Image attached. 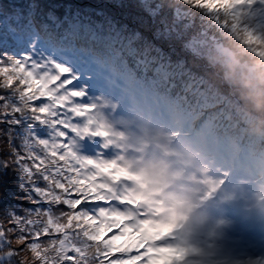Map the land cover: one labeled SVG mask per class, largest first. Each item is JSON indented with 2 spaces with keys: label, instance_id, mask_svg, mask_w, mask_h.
Instances as JSON below:
<instances>
[{
  "label": "snow or ice",
  "instance_id": "6c2138e0",
  "mask_svg": "<svg viewBox=\"0 0 264 264\" xmlns=\"http://www.w3.org/2000/svg\"><path fill=\"white\" fill-rule=\"evenodd\" d=\"M184 6L216 11L209 0H130L99 13L0 0V264H29L27 253L31 264H158L169 251L110 159L98 101L117 68L120 79L146 72L200 89Z\"/></svg>",
  "mask_w": 264,
  "mask_h": 264
},
{
  "label": "trees",
  "instance_id": "16d2710c",
  "mask_svg": "<svg viewBox=\"0 0 264 264\" xmlns=\"http://www.w3.org/2000/svg\"><path fill=\"white\" fill-rule=\"evenodd\" d=\"M58 2L94 6L99 13L102 9L118 12V6L130 0ZM209 2L216 11L184 6L188 7L198 41L197 51L190 57L189 65L201 83L199 90H180L171 82L153 81L146 72H130L126 79H120L117 68V78L101 99H113L115 83L120 79L124 89L117 96L135 99L153 109L162 107L166 115L158 114L157 119L167 125L168 133L173 131V125L177 130L194 132L196 145L200 149H209L213 156L220 155L222 160L224 157V164L233 163L238 158L246 161L248 167L245 172L260 179L256 190L259 197L264 198V0ZM228 52L236 62L228 58L231 56ZM103 110L111 116L110 105L103 104L100 111ZM100 117L109 132L119 130L114 121L103 115ZM4 223L5 228L13 227L7 221ZM148 230L151 232L149 227ZM158 238L159 234L154 240ZM205 255V250L196 247L189 248V252L178 247L162 254L164 258L158 264H235L232 260L220 261ZM26 257L31 264V253Z\"/></svg>",
  "mask_w": 264,
  "mask_h": 264
},
{
  "label": "rangeland",
  "instance_id": "374dc122",
  "mask_svg": "<svg viewBox=\"0 0 264 264\" xmlns=\"http://www.w3.org/2000/svg\"><path fill=\"white\" fill-rule=\"evenodd\" d=\"M228 53H230V52H228ZM228 58L230 60H232V61H235V59L233 58L232 54ZM185 165H190V164L189 163H187V164L185 163ZM144 170H146V168H143L142 171H144ZM194 171L195 170H192V172L189 175H191L190 178L192 180H194V183H197L198 184L200 190L204 189L205 186H207L208 184L213 183L216 180L215 176L214 177H211L207 173L204 174V176H202V177H196L194 175ZM216 186L217 185H215L214 189L216 188ZM227 191H228V188L225 190V193ZM218 192H223V186H220L219 188H217V190L215 191L214 197L211 200H209V201H211V203L213 205L214 204L218 205L221 202V200H222V199L220 200L221 196H218V197L216 196V194ZM221 205H223V203ZM228 206H230V205H228ZM221 208H222V206L221 207H217L216 209H208V208H206V209L202 210L201 211V216H200L201 217V220L203 222L207 223L208 222V216L209 215L210 216H213L216 212H220V210H222ZM226 208H228V207H226ZM249 208L250 207H248L246 209H243V212L241 214L238 213L239 216H238L237 220L239 222H242L243 221V222L247 223L250 218L253 219V221H252L253 225L246 231V234L248 235V240L251 241V242H254L253 236H254L255 233L258 232L259 225L257 223H255V220L253 218V215H254L253 212H254V210H250ZM235 214H236L235 211L234 212L233 211H229L228 216H225L223 219L225 221L231 222V224H233L234 220L232 219V217ZM212 226H214V223L213 222H212ZM230 226H232V228H233L232 230H227V228H223L221 230L222 233L223 234H227V235L232 236V237L240 238V239H243L244 238L243 237V234H242L243 228H241L240 226H237V225H230ZM221 227H224V225H222ZM196 246L199 247V244L196 243ZM209 252H212V251H209Z\"/></svg>",
  "mask_w": 264,
  "mask_h": 264
}]
</instances>
